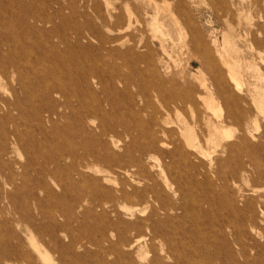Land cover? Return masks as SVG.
I'll use <instances>...</instances> for the list:
<instances>
[{"label":"rangeland","instance_id":"rangeland-1","mask_svg":"<svg viewBox=\"0 0 264 264\" xmlns=\"http://www.w3.org/2000/svg\"><path fill=\"white\" fill-rule=\"evenodd\" d=\"M256 1L0 0V264H264V119L246 85L259 83L235 90L212 44L228 23L260 28ZM187 14L198 58L172 23ZM221 120L232 136L207 142ZM183 127L200 153L180 158Z\"/></svg>","mask_w":264,"mask_h":264},{"label":"bare ground","instance_id":"bare-ground-1","mask_svg":"<svg viewBox=\"0 0 264 264\" xmlns=\"http://www.w3.org/2000/svg\"><path fill=\"white\" fill-rule=\"evenodd\" d=\"M238 1H239L238 3L241 6H243L244 1H246V3L248 5H251V3L252 4L253 3H257L256 0H238ZM232 4L233 3H232V0H231V6H232ZM124 6L127 9H130V8L127 7L128 4L125 3ZM248 8L251 9L249 6H248ZM241 9H240V11H241ZM129 11L130 10H128V12H125V16H126V29H129L130 26L132 25L131 18L134 15V14H131V12H129ZM165 11H166V8H165ZM167 11L169 13V10L168 9H167ZM177 11L180 12L181 10L178 9ZM243 11H245V10H243ZM227 12L229 14L230 13V9L227 8ZM168 13H167V15H168ZM171 13H169V17L173 18ZM231 15H232V13H231ZM152 16H154V15H152ZM115 17H117V15H114V14H110L109 15V18H110V22H111L112 27L118 28V30L120 32L121 31H124V28H123V25L122 24L119 25L118 27L116 26L115 22L113 21V19ZM174 17H175V19L177 18L176 16H174ZM185 17L186 18H185V20L183 22V25L184 26H182L179 23V21H176V20L173 21L172 23H174L175 25H177V26H175V25H173V26L178 27V30H181L182 31V29H184V28L186 29V36H187V38H186V36L185 37L183 36L185 39H184V43H183V47L184 48L182 47V49L184 50L185 55H191L192 54V55H194L195 57L198 58L199 56L195 53V50L197 48L196 40H197V38H200L201 33L197 29V27L194 25V23L192 22V18L190 17V15L187 14ZM240 18H241V16H240ZM247 18L248 17H245V19H247ZM173 19H171V20H173ZM225 19H227V18H224L223 20H225ZM152 20L150 21L151 22L150 23L151 24V28H152L151 29L152 30V37L158 39V41H159V48L164 53H167L168 43L169 42H172V41H171L170 38H168V39L166 38L167 35H168V33H165L164 31L161 30V27L164 26V25L162 26L163 23H161V22L159 23V21H157L158 19L157 20L156 19H153V17H152ZM260 20H262V19H260ZM251 22H252V20H251ZM207 23H209V22H207ZM250 24H252V23H250ZM250 24L249 23H246V26L245 27H242L241 24H240V21H238L235 25H233L231 23H228V25H226L225 30H223V32H222V41H221V43L218 44L217 43V39L214 37L212 39V44L216 47V53H217L216 56H217L218 62L225 68L227 79L231 83L232 87L235 90L241 91L243 89V86L245 84L244 83V78H246L245 80H247L248 77H254L255 80L259 83V85H257V84H255L256 83L255 82L254 83V86H252V87H251V84H249V83L248 84L246 83V85L248 86L247 87V92H248V94L250 96L252 105H253L254 110H255V114H258V116L260 115L259 117H261L262 119H264V78H263L264 75L263 76L261 75V73L259 71V66H258L259 63H264L263 54L259 50V44H260V42L264 43V21H263V25H259L260 28L259 27L258 28H253L254 26H250ZM179 28H181V29H179ZM180 33H181V35H183L182 34L183 32H180ZM184 33H185V31H184ZM181 35H180V37H181ZM214 35H215V33H214ZM183 37H182V39H183ZM179 47H180V45H179ZM182 49H181V53H182ZM242 50H243V52H244V50H250L251 52L252 51H255L254 54H253V55H255V57H252V60L251 61H246V59L244 58V55H241ZM206 52H208L207 49H206ZM179 53H180V49H179ZM177 54H178V52H177ZM208 57H210V56H208ZM256 60H258V61L256 62ZM197 73L198 74H195V78L198 80V86L203 90V92L208 91V93L210 94V95H208L209 96L208 99H206L207 97L205 95L203 97L200 94L197 96V98L203 100L206 103L205 104L206 107L209 110H211V112H213V114L216 115L217 118H219V120H220L221 114H222V108L220 107L221 105H219L216 100L215 101L217 103H214L213 93L210 91V88L208 87V85L206 83V79L204 77V73L201 71V69H198L197 70ZM218 84L219 85L221 84V80L218 81ZM189 97H190V94H188V93L186 94L185 93L184 96H181V97L180 96H176V97L170 96V97H168L165 100H167L168 103H170V104L171 103H173V104H177V103L178 104H184L187 100H189ZM228 114H232V113L228 112ZM237 114H240V113L237 112ZM256 121H257V118L255 116V119L253 121V125H256ZM258 125H260V124L258 123ZM191 127H193V125ZM208 127H209V130H210V135H209V137L207 139V142H209V143L216 144L215 142H217L219 139L220 140L221 139H226V138H229V137L232 136L231 131L228 128H226V127H224L222 125V120L220 121V123L218 125L211 124V125H208ZM253 129L255 131V128H253ZM179 132H180L181 138H177L176 144L174 146V149L178 153L179 157L180 158H183L184 155H188V153H189L188 151H193V153H197V152L200 153L199 147L195 143V135L193 134V132L191 131V129L188 128V127H183V128H181V131H179ZM243 142H244V139H242L241 141H239L238 143H236L235 144L236 145L235 148H237V149L239 148L240 149L241 147H238V146L240 145V143H243ZM237 144H238V146H237ZM246 156L250 160L256 162L255 155H253L252 152H250V153L248 152V154H246ZM143 206H145V205H143ZM140 239H141V237H140ZM139 241H141V240H139V238H138L136 240V242H139ZM35 247H33V248L36 249ZM37 251H38V253H40L39 250H37ZM40 257L45 262L50 261L49 260V257L45 254V252H44V254H41Z\"/></svg>","mask_w":264,"mask_h":264}]
</instances>
